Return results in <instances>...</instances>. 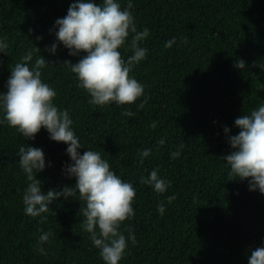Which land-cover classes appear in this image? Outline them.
<instances>
[{"label": "trees", "instance_id": "16d2710c", "mask_svg": "<svg viewBox=\"0 0 264 264\" xmlns=\"http://www.w3.org/2000/svg\"><path fill=\"white\" fill-rule=\"evenodd\" d=\"M72 2L0 0V38L8 44L0 53V92L28 52L30 67L40 55L50 63L41 69L42 80L57 92L56 106L68 110L85 146L80 153L100 152L136 189L135 214L120 231L126 238L134 231L137 243L129 241L119 264H248L251 250L264 241V194L249 190L247 179H230L221 157L232 150L227 137L239 131L234 120L264 104V70L258 67L264 64V0H134L137 31L149 29L141 42L148 52L129 75L145 86L144 95L131 104L102 106L89 103L90 95L62 64L80 57L69 56L62 44L55 55L47 51L56 39L54 21ZM120 3L123 8L127 0ZM132 35L120 49L125 59L133 54ZM173 37L176 43L165 47ZM239 59L244 69L234 66ZM125 110L135 115L125 116ZM22 145L45 154L46 167L36 174L42 192L75 184L62 171L69 162L64 142L51 140L43 127L29 140L0 124V264H105L83 228L86 204L78 193L58 197L41 216L24 212L29 181L19 164ZM145 149L150 155L142 159ZM174 151L180 156L172 159ZM154 168L171 182L164 194L140 183ZM46 232L55 235L43 243V255L37 244Z\"/></svg>", "mask_w": 264, "mask_h": 264}, {"label": "clouds", "instance_id": "9594fccd", "mask_svg": "<svg viewBox=\"0 0 264 264\" xmlns=\"http://www.w3.org/2000/svg\"><path fill=\"white\" fill-rule=\"evenodd\" d=\"M133 7L134 0H127L123 8L120 0H101L99 3L95 0H73L67 14L54 21L56 39L47 51L55 55L58 44H62L69 56L80 57L75 63L64 60L62 64L76 75L78 87L90 95V104H131L144 95L145 86L129 73L135 64L146 59L148 49L142 47L141 42L149 36V29L145 27L137 31ZM130 34H134L129 45L133 54L125 59L120 49L126 45ZM175 43L176 38L173 37L165 47ZM7 48L6 38H0V53H6ZM32 61L33 54L28 52L10 69L7 91L0 92V113L3 114L0 124L6 122L29 140L34 139L43 127L51 140L64 142L69 162L63 165L62 171L69 178L75 177V184L65 185L60 191L50 189L42 192L41 181L36 174L46 167L45 154L39 147L20 146L19 164L29 181L22 198L24 212L32 217L41 216L58 197L75 198L78 193L79 200L86 204L82 209L86 217L83 228L92 244L100 250L99 255L105 264H119L129 241L137 243L134 231L129 230L127 238L120 231L121 224L135 214L132 202L136 189L116 174L100 152L86 148L83 154L80 153L79 149L85 146L72 128L73 120L68 110L56 106L54 98L57 92L42 80L41 69L50 63L43 55L36 58L30 67L29 62ZM234 66L244 69L246 63L239 59ZM258 67L264 70V64ZM124 115L131 117L135 113L125 110ZM234 126L239 128L238 133L227 137L232 150L221 157L230 169L227 175L230 179H247L249 190L264 194V104L250 114L237 117ZM223 131L227 134L230 129L225 126ZM160 143L163 144L164 140L161 139ZM149 155L150 149L140 153L142 159ZM179 156L180 151L171 154L172 159ZM140 183L150 186L158 194H164L171 185L155 168L146 177H141ZM173 199L174 195L168 196L167 202L171 203ZM157 211L164 214L163 202L157 205ZM54 235L52 232L40 235L37 244L40 254L47 255L42 245ZM248 264H264V241L251 250Z\"/></svg>", "mask_w": 264, "mask_h": 264}]
</instances>
